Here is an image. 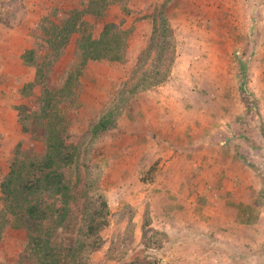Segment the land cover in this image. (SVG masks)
Returning a JSON list of instances; mask_svg holds the SVG:
<instances>
[{
  "label": "rangeland",
  "instance_id": "obj_1",
  "mask_svg": "<svg viewBox=\"0 0 264 264\" xmlns=\"http://www.w3.org/2000/svg\"><path fill=\"white\" fill-rule=\"evenodd\" d=\"M86 1L0 0V22L6 28L1 32L20 35L23 64L30 66L15 80L19 89L15 86L8 94L3 90L15 115L10 117L3 110L6 113L0 117V184L18 143H23L24 155L34 148L43 149L31 133L21 130L16 110L25 101L37 106L36 96L44 90L42 84L26 86L37 73V67L24 60L25 51L33 50L32 60L44 64L40 78L48 90L76 93L67 112L82 158L83 182L92 194H102L110 206L109 225L102 232L105 243L91 254V264H138L146 254L165 264L163 253L171 227L160 221V185L167 180L172 184L168 170L173 163L172 157L158 153L164 145L158 131L165 127L172 131L175 118L181 126L213 118L219 124L230 123L234 132L236 121L245 119L251 135L257 130L264 135V97L242 88L244 82L252 87L254 48H264V42L257 41V29L251 26L256 23L263 28L264 0H110L103 18L128 31L125 60L90 61L65 87L74 64L73 48L60 51L59 56L48 52L50 48L43 47V31L51 26V19L59 22ZM257 9L261 10L258 16ZM163 22L171 30L175 48L170 75L161 84L139 88L136 85L152 73L156 58L154 25L162 27ZM93 27L97 35L102 24L95 20ZM29 76L30 81L26 80ZM216 106L223 111L217 112ZM107 113L113 126L94 134L92 126ZM173 117L174 125L163 127V119ZM181 159V163L188 160ZM2 205L0 188V212ZM1 238L0 264H32L23 254L22 229L9 227Z\"/></svg>",
  "mask_w": 264,
  "mask_h": 264
},
{
  "label": "trees",
  "instance_id": "obj_2",
  "mask_svg": "<svg viewBox=\"0 0 264 264\" xmlns=\"http://www.w3.org/2000/svg\"><path fill=\"white\" fill-rule=\"evenodd\" d=\"M110 3L87 0L59 22L51 19V26L43 31V47H49L48 52L59 56L60 51L73 48L74 64L65 87L73 83V76L82 74L90 61L125 60L128 31L103 18ZM95 20L102 24L97 35L93 30ZM170 35L166 22L162 27L154 25L156 58L152 73L136 85L139 88L161 84L169 77L175 57ZM33 54V50L24 53V60L37 67L35 80L26 86L42 84L44 90L36 96L37 106L25 101L16 110L21 130L31 133L43 149L34 148L33 153L24 155L23 143L17 145L0 184V240L5 230L15 227L25 232L23 254L32 264H91V254L105 243L102 232L109 225L110 206L102 194H92L83 182L82 158L67 112L76 93L63 88L48 90L40 78L44 64L34 62ZM108 115L92 126L94 134L113 126ZM138 264L158 263L146 254Z\"/></svg>",
  "mask_w": 264,
  "mask_h": 264
},
{
  "label": "crops",
  "instance_id": "obj_3",
  "mask_svg": "<svg viewBox=\"0 0 264 264\" xmlns=\"http://www.w3.org/2000/svg\"><path fill=\"white\" fill-rule=\"evenodd\" d=\"M260 11L257 9L255 15ZM257 25L251 24L257 29V41L264 42V25L263 28ZM2 29L6 28L0 22V117L6 112L13 117L12 102L4 98L3 90L8 94L15 86L19 89L15 80L19 81L30 66L23 64L20 35L2 33ZM261 47L256 46L253 51L256 70L251 89L242 83V88L254 90L257 98L264 97V48ZM31 79L29 76L26 80ZM215 108L217 112L223 111L220 106ZM175 122L172 131L165 127L157 135L164 144L158 148L159 155L172 157L173 163V168L168 170L173 182L167 180L160 185L162 198L158 201L160 221L171 227L163 262L264 264L263 133L257 130L251 135L245 119L236 121L234 132L230 131V123L219 124L213 118L200 124L198 120L187 121L183 126L178 118ZM166 123L169 127L171 123L174 125V117L163 119V127ZM181 158L188 160L181 163Z\"/></svg>",
  "mask_w": 264,
  "mask_h": 264
}]
</instances>
